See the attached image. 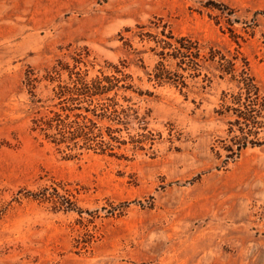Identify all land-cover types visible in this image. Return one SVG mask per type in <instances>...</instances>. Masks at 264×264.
<instances>
[{
  "label": "rangeland",
  "instance_id": "374dc122",
  "mask_svg": "<svg viewBox=\"0 0 264 264\" xmlns=\"http://www.w3.org/2000/svg\"><path fill=\"white\" fill-rule=\"evenodd\" d=\"M148 20L245 58L264 95V0H0V264H264V144L222 163L227 77L180 92L140 54L124 71L150 91L137 106L155 140L123 156L66 157L32 129L67 77H47L58 60L108 72L117 33Z\"/></svg>",
  "mask_w": 264,
  "mask_h": 264
},
{
  "label": "trees",
  "instance_id": "16d2710c",
  "mask_svg": "<svg viewBox=\"0 0 264 264\" xmlns=\"http://www.w3.org/2000/svg\"><path fill=\"white\" fill-rule=\"evenodd\" d=\"M117 36L126 56L114 63L107 62L108 72L99 68L97 73L89 76L88 66L92 61L73 57L71 66L58 60L47 75L49 80H54L66 70L67 77L52 87L46 112L33 119L32 129L41 133L56 149L63 147L66 157L76 156L84 150L123 156L120 149L127 143L131 144L132 152L143 150L146 145L152 147L155 133L147 127L150 110L139 112L137 106L138 100L150 95V91L135 87L132 75L124 71L146 52L156 59L149 71L144 69V74L156 85L171 84L181 92L187 87V80L197 81L198 77L204 82L203 87L214 77H227L228 81L234 82L236 91L222 90V109L215 110L219 115H234L228 121L230 136L222 145V163L233 161L248 146L264 144V136L263 139L258 137L263 126L264 95L250 74L245 58L236 53L224 54L213 46L205 50L198 39L174 33L160 20L124 27ZM134 41L143 48L134 47ZM122 131L125 137L121 135ZM216 154L221 156L219 152Z\"/></svg>",
  "mask_w": 264,
  "mask_h": 264
}]
</instances>
